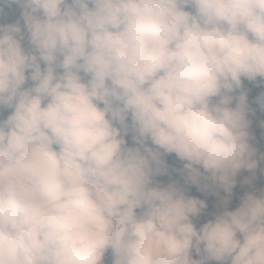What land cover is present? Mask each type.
Segmentation results:
<instances>
[{
	"label": "clouds",
	"instance_id": "clouds-1",
	"mask_svg": "<svg viewBox=\"0 0 264 264\" xmlns=\"http://www.w3.org/2000/svg\"><path fill=\"white\" fill-rule=\"evenodd\" d=\"M109 253L264 264V0H0V264Z\"/></svg>",
	"mask_w": 264,
	"mask_h": 264
},
{
	"label": "rangeland",
	"instance_id": "rangeland-1",
	"mask_svg": "<svg viewBox=\"0 0 264 264\" xmlns=\"http://www.w3.org/2000/svg\"><path fill=\"white\" fill-rule=\"evenodd\" d=\"M245 175H247V172L246 171H244V172H242L239 176H238V185H237V188L235 189V191H236V193L239 195V193H240V190H241V188H240V185H239V181L243 178V176H245ZM193 193H195V191H193V190H191ZM107 259H108V261H109V264H110V259H111V257H110V253L108 254V257H107Z\"/></svg>",
	"mask_w": 264,
	"mask_h": 264
},
{
	"label": "trees",
	"instance_id": "trees-1",
	"mask_svg": "<svg viewBox=\"0 0 264 264\" xmlns=\"http://www.w3.org/2000/svg\"><path fill=\"white\" fill-rule=\"evenodd\" d=\"M176 163H178V162H176ZM191 190H193V191H195V192H196V189H195V187H192V188H191ZM242 194H243V190L241 189V190H240V193H239V195H242Z\"/></svg>",
	"mask_w": 264,
	"mask_h": 264
}]
</instances>
